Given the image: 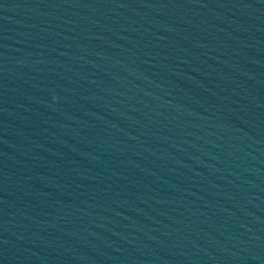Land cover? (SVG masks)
I'll return each instance as SVG.
<instances>
[{"label": "water", "instance_id": "water-1", "mask_svg": "<svg viewBox=\"0 0 264 264\" xmlns=\"http://www.w3.org/2000/svg\"><path fill=\"white\" fill-rule=\"evenodd\" d=\"M0 264H264V0H0Z\"/></svg>", "mask_w": 264, "mask_h": 264}]
</instances>
